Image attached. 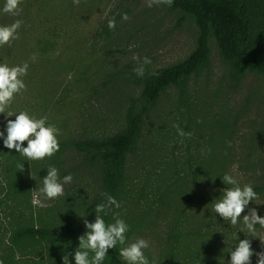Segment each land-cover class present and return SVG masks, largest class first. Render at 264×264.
Segmentation results:
<instances>
[{
    "label": "trees",
    "instance_id": "16d2710c",
    "mask_svg": "<svg viewBox=\"0 0 264 264\" xmlns=\"http://www.w3.org/2000/svg\"><path fill=\"white\" fill-rule=\"evenodd\" d=\"M4 4L0 0V25L11 24L10 14L3 12ZM164 5L181 13L179 26L187 20L194 25L196 46L183 59L148 69L142 76L112 74L109 83L129 79L138 93L120 107L118 130L94 137L89 136L92 131L71 135L67 115L57 105H66L67 97L74 102L72 89L62 94L70 80L77 82L75 96L88 94L90 89L99 93L96 82L103 73L101 67L91 71L87 57L78 60L73 52L76 25L63 4L35 0L20 6L19 38L0 46V63L28 62L27 75L22 77L27 90L15 96L5 115L28 110L37 118L47 116V123L60 129V150L51 158L28 160L15 149L5 148L0 138V264H63V255L74 253L78 237L86 232L84 220L93 222L96 205L106 202L104 193L121 203L104 219L112 223L118 213L125 220L129 225L126 244L165 223L157 256L145 253L150 264H229L236 226L212 209L223 189L230 187L221 178L229 173L231 157L220 167L218 162H205L200 153L205 147L183 159L173 156L163 161L159 153L174 120L170 113L187 118V129L196 121L191 83L212 67L215 49L237 86L248 73L264 75V0H173L171 6ZM106 31L110 29L106 27ZM66 54L72 57L65 59ZM165 97L171 106L163 116L159 107ZM5 115L0 114V131L5 130L7 119H15ZM221 126L224 141L220 153L226 155L232 148L231 134H225L228 124ZM73 151L85 153L82 162L94 172L95 193L90 195L85 183L51 204H35L34 188L42 184L48 167L69 174L67 154ZM134 156L139 157V164H132ZM22 163L23 171L18 167ZM203 183L213 187L199 197ZM254 191L259 193L261 188ZM121 247L118 243L109 249L103 264H124ZM257 259L252 257L251 264H257ZM69 261L75 264L71 255Z\"/></svg>",
    "mask_w": 264,
    "mask_h": 264
},
{
    "label": "rangeland",
    "instance_id": "374dc122",
    "mask_svg": "<svg viewBox=\"0 0 264 264\" xmlns=\"http://www.w3.org/2000/svg\"><path fill=\"white\" fill-rule=\"evenodd\" d=\"M21 1L20 6H24L35 0ZM50 1L63 4L66 13L68 12L76 25L72 46L75 55L79 56L78 60L87 57L86 60L92 66L91 71L96 67H101L103 71L96 82L100 87L99 93L90 89L88 94L84 92L75 96L77 82L74 80H70L63 91L62 94H65L72 89L74 95V102L67 97L66 105H57L60 112L67 115L71 135L92 131L89 136L94 137L103 131L118 130L121 123L117 120L121 117L120 107L138 91L129 79L109 83L112 74H137L135 69L145 56L150 58L151 63L144 65V71L165 67L186 57L196 46L197 30L194 25L187 20L179 26L181 13L170 11L164 4L148 7L147 0H80L77 6L73 0ZM124 13H127L129 19H122ZM112 19L115 20L114 29L108 27V21ZM9 20L13 23L17 16L10 15ZM106 27L110 29L109 33ZM134 55H138L140 60L133 59ZM69 57L72 56H64L65 59ZM191 86L195 98L192 117L196 121L187 129V118L183 119L179 113H170L174 120L168 126L169 136L165 141L163 138L160 159L164 161L165 158L173 156L183 159L190 152L196 153L195 151L203 147L205 148L200 153L206 163L218 162L221 167L231 157L227 166L229 174L238 179L241 185L251 183L254 189L261 188L257 193L258 199L250 201L248 207L257 208L258 215L264 217V75L248 73L237 86L230 80L228 68L215 49L212 67L202 75L194 77ZM170 106L171 101L165 97L159 107L160 114L166 115ZM225 124L229 125L225 134H231L229 140L232 142V148L226 150V155L220 153L224 141L220 129ZM174 125H179V129L191 135H179ZM84 156L85 153L79 151L67 154V171H70L73 180L64 185L63 196L74 192L76 188H82L85 183L89 194L95 193L98 186L93 183L94 172L82 162ZM137 159L139 157H133V165L139 164ZM59 175L61 178L64 176ZM40 187L42 184L34 188L35 204L47 205L63 197L49 200L43 195H37L36 190ZM212 187L213 185L203 183L198 196L201 197ZM244 214H247V209L242 216ZM242 227L241 219L236 225V243L238 239L247 238L246 231L240 232ZM256 227L258 237H250L254 253L264 251V228L259 225ZM165 229V223H161L157 228L134 236L128 243L144 238L150 245L144 250V254L150 251L157 256ZM254 256L255 254L252 257Z\"/></svg>",
    "mask_w": 264,
    "mask_h": 264
},
{
    "label": "clouds",
    "instance_id": "9594fccd",
    "mask_svg": "<svg viewBox=\"0 0 264 264\" xmlns=\"http://www.w3.org/2000/svg\"><path fill=\"white\" fill-rule=\"evenodd\" d=\"M73 3L78 6L80 0H73ZM172 3L173 0H147L148 7H152L154 4L171 6ZM20 4L21 0H5L3 12L18 16L22 12ZM122 19H129L127 13L122 14ZM22 23V20L17 19L11 24L0 25V46L10 45L12 40L19 38L17 33ZM108 27L115 28L114 19L108 21ZM133 59L140 60L138 55H134ZM150 63V58L145 56L135 69L137 75L142 76L145 70L144 65ZM28 68V62L12 66L0 63V114L5 115L6 109L10 108L15 96L27 90L22 77L27 75ZM13 116L15 119H7L5 130L0 131V138L3 139L5 148L15 149L17 153L28 160L51 158L60 150L58 140L60 129L47 123V116L37 118L31 115L28 110H21L18 113L7 111V115H5L6 118ZM174 127H177L178 134L181 136L191 135V133L186 134L182 129H179V125H174ZM25 141L27 146H24ZM18 167L23 171L24 163L19 164ZM221 179L225 185L230 187L223 189L222 197L216 200L212 210L219 214L223 220L230 221L232 226L238 225L242 219L243 227L240 232H247V236H245L247 238L238 239L235 250H230L229 264H251V257L254 254L258 258L257 264H264V251L254 253L250 241V237H258L257 225L264 228V217L258 215L257 208L248 207L250 201L258 199V194L254 191L251 183L241 185L238 179L229 173H225ZM72 180L73 176L70 173L61 178L59 170L50 165L47 175L42 178V187L36 190V194L43 195L49 200L56 199L64 195V185L70 184ZM104 195L106 202L96 205L93 222L84 220L86 232L78 237L79 246L75 252L63 255V264H70V255L73 256L75 264H103L108 250L116 248L118 243L122 245L119 249V256L124 264H150L144 254V250L150 246L146 239L137 238L126 244L129 225L119 217L118 213L114 215V222H105L104 216L108 215L113 206L120 208L121 203L107 193ZM246 209L247 214L242 216Z\"/></svg>",
    "mask_w": 264,
    "mask_h": 264
}]
</instances>
